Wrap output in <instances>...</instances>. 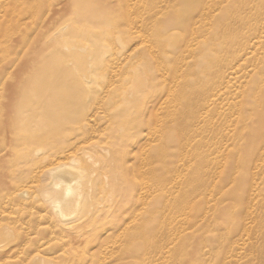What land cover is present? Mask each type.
<instances>
[{
    "label": "rangeland",
    "instance_id": "rangeland-1",
    "mask_svg": "<svg viewBox=\"0 0 264 264\" xmlns=\"http://www.w3.org/2000/svg\"><path fill=\"white\" fill-rule=\"evenodd\" d=\"M0 92V264H264V0H0Z\"/></svg>",
    "mask_w": 264,
    "mask_h": 264
},
{
    "label": "bare ground",
    "instance_id": "bare-ground-1",
    "mask_svg": "<svg viewBox=\"0 0 264 264\" xmlns=\"http://www.w3.org/2000/svg\"><path fill=\"white\" fill-rule=\"evenodd\" d=\"M154 12H156L155 10H154ZM53 20V19H52ZM153 20H154V18H153ZM151 22V21H150ZM107 25V24H106ZM105 25V26H106ZM61 27V26H60ZM61 29H62V27H61ZM66 31V30H65ZM140 35H142L141 33H139ZM145 34V33H144ZM138 35V34H137ZM139 37V35L137 36V38ZM142 38V37H141ZM140 37H139V41H140V39H141ZM145 38V37H144ZM143 38V39H144ZM159 38V37H158ZM149 39H151V38H149ZM157 39V38H156ZM155 39V40H156ZM138 42V41H137ZM144 43H145V40H144ZM139 44H140V42H139ZM148 45V44H147ZM140 46V45H139ZM149 47V46H148ZM141 49V48H140ZM139 49V50H140ZM137 50H138V48H137ZM139 50L137 51V52H139ZM142 50V49H141ZM137 54V53H136ZM140 54V53H139ZM150 54V53H149ZM141 55V54H140ZM147 55V54H146ZM143 56V55H142ZM148 56V55H147ZM149 58V57H148ZM143 59V58H142ZM151 59V58H150ZM141 61V60H140ZM145 61V60H144ZM150 62V61H149ZM154 63H155V61H154ZM239 67V66H238ZM226 68H227V66H226ZM234 68H235V66H234ZM227 70V69H226ZM232 70H233V68H232ZM236 70V69H235ZM224 71V70H223ZM237 71V70H236ZM238 72H240V69L238 70ZM237 72V73H238ZM233 73V72H232ZM236 73V74H237ZM20 74V73H19ZM18 74V75H19ZM234 74V73H233ZM4 75V74H3ZM7 75V74H6ZM9 75H11L10 73H9ZM12 76V75H11ZM10 76V77H11ZM234 76V75H233ZM6 77H4V79H5ZM8 78H9V76H8ZM10 79V78H9ZM231 80V79H230ZM33 84V83H32ZM3 85V84H2ZM3 86H1V88H2ZM172 91V90H171ZM1 93V92H0ZM170 93H172V92H170ZM186 112V111H185ZM188 112V111H187ZM112 127V126H111ZM130 129V128H129ZM132 129V128H131ZM105 130V129H104ZM103 130V131H104ZM120 131V130H119ZM105 132H106V130H105ZM109 132H111V131H109ZM104 133V132H103ZM150 133V132H149ZM148 133V134H149ZM251 136H252V141L255 143V141H258V139L260 138V136L257 138V133H252L251 134ZM126 139V138H125ZM64 140V139H63ZM62 140V141H63ZM102 140V139H101ZM100 140V141H101ZM123 140V139H122ZM125 141V140H124ZM251 141V142H252ZM128 142V141H127ZM116 143V142H115ZM121 143H122V141H121ZM95 145V144H94ZM117 145V144H116ZM70 146V145H69ZM59 148V147H58ZM72 148V147H71ZM100 148V147H99ZM114 148V147H113ZM102 150V149H101ZM107 150V149H106ZM133 150V149H132ZM62 151V150H61ZM68 151V150H67ZM103 151V150H102ZM38 152V151H37ZM105 152V151H104ZM116 152L119 154V155H121V157H123V153H124V151H123V149H119V150H116ZM149 152V151H148ZM66 154H67V152H66ZM61 155H62V153H61ZM61 155H59V157L61 156ZM105 155V154H104ZM104 155H102V156H104ZM58 156V155H57ZM69 156V155H68ZM75 157V156H74ZM108 157V156H107ZM110 157V156H109ZM57 157H55V159H56ZM100 158V157H99ZM103 158V157H102ZM41 159H43V158H41ZM72 159H74L73 157H72ZM89 159V158H88ZM98 159V158H97ZM82 160H83V158H82ZM102 160V159H101ZM114 160H116V158H114ZM113 160V158H111V162H109V163H107V166H109V167H113L112 166V162L114 163V165H117L116 164V162ZM119 160H121L120 158H119ZM50 161V160H49ZM58 161V160H57ZM56 160H55V162H57ZM70 161H72V160H70ZM75 161H77V160H75ZM88 161V160H87ZM98 161V160H97ZM51 162H52V160H51ZM50 162V163H51ZM54 162V163H55ZM78 162H80V161H78ZM38 163V162H37ZM43 163H45V162H43ZM50 163L48 164V165H50ZM74 163V161L72 162V164ZM102 163V162H101ZM36 164V163H35ZM47 164V163H46ZM56 165H57V163H55ZM71 164V165H72ZM82 164V163H81ZM100 164V163H99ZM53 165V163H51V165L49 166L50 167V169H51V166ZM68 166V165H67ZM80 166H82V165H80ZM102 166V165H101ZM119 166L121 167L122 166V164H119ZM118 167V166H117ZM41 168V167H40ZM46 168V167H45ZM73 168H74V166H73ZM77 168V167H76ZM47 169V168H46ZM69 169H70V165H69ZM79 169V168H78ZM85 169V168H84ZM44 170V169H43ZM46 171V170H45ZM49 175H48V179H47V181H46V183L44 184V186H45V189H44V187H43V191H42V196H43V200H44V202H46L47 204H48V209H50L51 210V212H52V214L56 217V219H58V221H60V222H66L67 220H68V213L66 214V213H64L63 212V208L64 207H68V204H69V201H70V199L71 198H74V202H75V204L76 205H79L80 204V201L82 200V197H83V191H82V189H83V184H81L80 185V183H81V181L83 182L85 179L87 180V178H86V176L83 174V172H81L80 171V169L79 170H77V172H73L72 170H68V168L66 167V166H64V164H62V165H60V166H54V168H52L51 170H49ZM95 176V175H94ZM45 177V176H44ZM105 178V177H104ZM107 178V177H106ZM124 179V178H123ZM91 180V179H90ZM106 180V179H105ZM92 181H93V179H92ZM39 182V181H38ZM90 182V181H89ZM106 182H108V184H111V187L112 188H115V187H118L120 184L119 183H116V182H113V181H106ZM90 185V184H89ZM135 185V184H134ZM91 186V185H90ZM145 188H143V190H144ZM23 190H25V189H23ZM22 190V191H23ZM27 190V189H26ZM25 190V191H26ZM28 190H30V189H28ZM91 190V189H90ZM17 191H18V189H17ZM21 191V192H22ZM141 191V190H140ZM146 191V190H145ZM27 192V191H26ZM30 192V191H29ZM118 193H120V191H117ZM147 192V191H146ZM17 192H15V194H16ZM20 193V192H19ZM141 193V192H140ZM140 193H139V189L138 188H136V187H132L130 190H128V192H127V199H128V201L127 202H138L139 200H141V196H140ZM14 194V195H15ZM142 194V193H141ZM88 196H90V195H88ZM119 196H121V193L119 194ZM124 196V194H122V197ZM21 197V196H20ZM22 197H24V196H22ZM21 197V198H22ZM32 197L33 196H31V199H32ZM111 197V196H110ZM122 197H120V201L122 200ZM137 198V200H135ZM90 199H91V197H90ZM105 199V198H104ZM126 199V198H125ZM142 201V200H141ZM118 203V202H117ZM121 203V202H120ZM138 207V206H137ZM136 207V208H137ZM45 209H46V207H45ZM134 210H135V208H133ZM46 211V210H45ZM46 213V212H45ZM102 213V212H101ZM105 213H107V212H105ZM44 214V213H43ZM51 214V215H52ZM72 214V213H71ZM74 214V213H73ZM47 215V214H46ZM75 216V215H74ZM131 216V215H130ZM46 217V216H45ZM69 217H71V216H69ZM129 218V217H128ZM136 218V217H135ZM127 220V219H126ZM46 222V221H45ZM48 222V221H47ZM59 222V223H60ZM124 222V221H123ZM125 223V222H124ZM123 223V224H124ZM54 224V223H53ZM126 225H127V223H125ZM124 224V225H125ZM70 225V224H69ZM133 226V225H132ZM79 227V226H78ZM121 230V229H120ZM119 230V231H120ZM52 232V231H51ZM50 232V233H51ZM64 233V232H63ZM57 234V233H56ZM55 234V235H56ZM62 235V234H61ZM117 235V234H116ZM81 238V237H80ZM116 238V237H115ZM112 239V238H111ZM114 239V238H113ZM115 240H117V239H115ZM114 240V241H115ZM74 243V242H73ZM104 243V242H103ZM111 243V242H110ZM103 245V244H102ZM105 245H108V242H107V244H105ZM75 250V249H74ZM75 252V251H74ZM2 255V254H1ZM114 256V255H113ZM40 257V256H39ZM109 257V256H108ZM110 257H111V255H110ZM115 257V256H114ZM112 258V257H111ZM105 260H107L106 259V257L104 258ZM39 260V259H38ZM113 260V259H112ZM116 260V259H115ZM103 262V261H102ZM111 262V261H110ZM117 262V261H116ZM105 264V263H104Z\"/></svg>",
    "mask_w": 264,
    "mask_h": 264
}]
</instances>
